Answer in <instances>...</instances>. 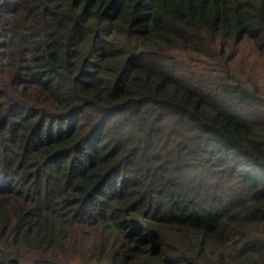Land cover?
<instances>
[{
  "label": "trees",
  "instance_id": "1",
  "mask_svg": "<svg viewBox=\"0 0 264 264\" xmlns=\"http://www.w3.org/2000/svg\"><path fill=\"white\" fill-rule=\"evenodd\" d=\"M264 0H0V264H264Z\"/></svg>",
  "mask_w": 264,
  "mask_h": 264
},
{
  "label": "rangeland",
  "instance_id": "2",
  "mask_svg": "<svg viewBox=\"0 0 264 264\" xmlns=\"http://www.w3.org/2000/svg\"><path fill=\"white\" fill-rule=\"evenodd\" d=\"M258 84H259L260 88H262L264 90V72L260 76V80H259Z\"/></svg>",
  "mask_w": 264,
  "mask_h": 264
}]
</instances>
